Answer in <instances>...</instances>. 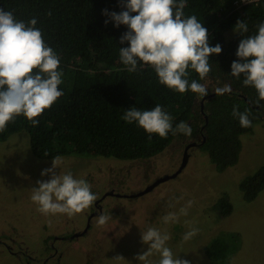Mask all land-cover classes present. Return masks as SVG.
<instances>
[{
    "label": "trees",
    "instance_id": "obj_1",
    "mask_svg": "<svg viewBox=\"0 0 264 264\" xmlns=\"http://www.w3.org/2000/svg\"><path fill=\"white\" fill-rule=\"evenodd\" d=\"M235 0H186L184 16L195 15L208 30L209 46L220 44L219 55H211V72L205 80L189 69L188 80L208 86V95L198 98L191 90L181 94L159 83L154 69L140 64L136 72H128L119 56L120 38L127 25L114 26L111 13L125 11L127 0H0V9L12 11L17 20L27 23L37 19L45 43L60 58L63 72L59 90L63 95L39 116L32 126L23 115L0 133V143L24 132L32 154L41 160L56 157H95L118 161L154 158L178 140L185 147L204 152L218 173L234 167L242 151L241 139L251 135L264 122V101L252 86L230 75L231 63L239 62L235 53L241 39L255 35L264 22V0L240 9ZM179 3V0H177ZM136 13H131L135 15ZM108 21L105 24V21ZM246 21L248 31H234L237 21ZM230 84L232 92L222 96L215 87ZM155 105L172 117V127L184 122L192 128L191 137L169 132L167 138L146 133L135 122L121 117L129 108L151 110ZM249 113L251 127L242 128L232 116L233 107ZM246 202L264 191V164L239 183ZM212 210L217 218L232 213L226 195L215 201ZM70 239V238H69ZM237 233H222L206 250L210 264H228L239 249ZM11 256L10 250L5 251Z\"/></svg>",
    "mask_w": 264,
    "mask_h": 264
},
{
    "label": "rangeland",
    "instance_id": "obj_2",
    "mask_svg": "<svg viewBox=\"0 0 264 264\" xmlns=\"http://www.w3.org/2000/svg\"><path fill=\"white\" fill-rule=\"evenodd\" d=\"M241 143L238 163L222 173L214 169L204 152L190 149L186 166L176 178L140 197L135 195L177 171L184 143L176 140L148 160L62 157L58 168L53 170L56 174L71 172L74 178L85 179L97 199L106 192L125 197H108L102 203V214L111 217L106 225L97 226V216L86 235L72 242H61L55 240L83 231L93 205L73 216L39 212L31 199L32 189L38 187L37 181L51 178V174L41 176V172L52 168L53 160L36 158L26 133L11 136L0 143V238L10 236V251L31 256L36 262H26L23 256L14 258L0 248V264H145L137 257L149 249L142 241V234L149 227L168 234L166 246L174 257L189 264H210L206 250L222 233H237L241 239L228 264H264V191L255 200L246 202L239 190L240 181L264 164V122L251 135L243 136ZM223 195L228 197L232 213L217 218L212 206ZM189 201L192 204L187 207ZM185 207L187 215H182L180 210ZM169 213L177 215V222H164L163 217ZM193 228L198 229L197 234L185 240V234ZM15 238L23 241V246L12 244ZM118 256L123 259H115ZM46 258L49 260L44 261ZM160 258L153 251L148 261L159 264Z\"/></svg>",
    "mask_w": 264,
    "mask_h": 264
},
{
    "label": "clouds",
    "instance_id": "obj_3",
    "mask_svg": "<svg viewBox=\"0 0 264 264\" xmlns=\"http://www.w3.org/2000/svg\"><path fill=\"white\" fill-rule=\"evenodd\" d=\"M186 6V0H179V3L177 0H127L126 10L111 13V18L114 26L127 25L129 29L120 38V43L127 41L129 46L119 51L120 60L128 72H136L140 64L150 66L162 85L181 94L191 90L198 98H203L208 95V86L196 80L189 83L188 70H194L200 80L207 79L211 72L209 57L219 55L222 48L220 44L209 46L208 30L195 15L185 18L183 10ZM36 24L35 17L25 23L17 20L12 11L0 9V133L20 115L36 126L37 118L63 95L58 87L63 82V72L58 70L60 58L45 43ZM257 27L255 35L240 40L235 53L239 62L231 63L230 75L240 78L243 74V84L254 87L259 99L264 101V22ZM234 31L241 35L246 33V21L238 20ZM231 92L230 84L214 88L217 96ZM232 116L238 119L242 128L251 127L247 110L240 112L234 106ZM121 118L129 124L135 122L149 134V138L151 134L167 138L169 132L187 137L192 134V128L184 122L173 128L172 117L160 105L144 111L131 107ZM60 163L61 158L56 157L52 168L41 172V176L51 174V178L37 181L38 187L32 189L31 199L44 215L73 216L90 208L97 197L85 179H76L71 172L56 174L53 170ZM191 204L189 201L187 207ZM187 207L180 210L182 215H187ZM110 219L109 214L99 215L97 226L106 225ZM163 220L165 223L177 222L178 217L169 213ZM197 232L198 229L193 228L184 239L192 238ZM169 239L168 234L149 227L142 234V241L149 245V249L137 259L150 264L148 257L154 251L161 257L159 264H189L187 260L173 256L166 246ZM115 259L123 258L118 256Z\"/></svg>",
    "mask_w": 264,
    "mask_h": 264
},
{
    "label": "flooded vegetation",
    "instance_id": "obj_4",
    "mask_svg": "<svg viewBox=\"0 0 264 264\" xmlns=\"http://www.w3.org/2000/svg\"><path fill=\"white\" fill-rule=\"evenodd\" d=\"M190 149H193V148H189L187 151H186V147L184 148V151H183V154H182V157H181V162H182V160H183V157H184V153H185V151H186V155H187V160H188V157L190 156V154H189V150ZM180 166H181V164H180ZM180 166H179V168H180ZM178 168V169H179ZM185 168V167H184ZM184 168L182 169V171L184 170ZM177 169V170H178ZM181 171V172H182ZM175 173V172H174ZM173 173V174H174ZM162 178V177H161ZM160 179V178H159ZM157 181V180H156ZM155 181V182H156ZM153 184V183H152ZM152 184H150V185H152ZM150 185H148L147 187H149ZM146 187V188H147ZM145 188V189H146ZM156 188V187H155ZM144 189V190H145ZM143 190V191H144ZM142 191V192H143ZM141 193V192H140ZM109 194H111V195H109ZM139 194V193H138ZM131 195V194H130ZM145 195V194H144ZM136 197H138L137 196V194L135 195ZM115 198V199H121L122 197H125L123 194H120V193H113V192H106V193H104L103 194V196H101V197H99L96 201H94V203H93V210L89 213V215H88V217L86 218V222H85V226H84V229H83V231L81 232V233H79V234H72V235H69L68 237H66V236H64V237H61V238H58V239H56V238H54V240L55 241H70V242H72L75 238H77V237H83L84 235H86L90 230H92V228H91V226H92V220L95 218V217H97V216H99V215H101L102 214V211H103V208H102V203L105 201V199H107V198ZM131 197H134V196H131ZM130 196L128 197V198H131ZM8 238H10V236H6L5 238H0V248H2L4 251H6V250H10V246H9V242H8ZM70 238V239H69ZM12 242V244H15V243H18L19 245H21V246H23L22 244H23V241H18L17 240V238H15V239H13V241H11ZM51 248L50 249H53L54 247L53 246H50ZM11 252V251H10ZM53 253V252H52ZM54 253L56 254V251H54ZM54 255V254H53ZM53 255H51V256H48V258H51ZM11 256H13L14 258H17V259H20L19 258V256H23L24 257V261H29V263L30 262H36L31 256H28V255H26V254H22V253H18V254H15V253H13V252H11ZM48 258H46L44 261H46V260H49ZM43 264H46L45 262L43 263Z\"/></svg>",
    "mask_w": 264,
    "mask_h": 264
},
{
    "label": "water",
    "instance_id": "obj_5",
    "mask_svg": "<svg viewBox=\"0 0 264 264\" xmlns=\"http://www.w3.org/2000/svg\"><path fill=\"white\" fill-rule=\"evenodd\" d=\"M193 146H194V145H189V146H187V147H186V151H187L189 148L193 147ZM186 151H185V153H184V157H183V160H182V162H181V166H180V168H179L174 174H172V175H167V176H164V177L158 179V180H157L156 182H154L152 185H150L149 187H147L143 192L137 194V196H138V197L143 196L144 194H147V193L151 192V191H152L155 187H157L158 185H160V184H162V183H164V182H166V181H168V180H170V179H174V178H176V177L181 173L182 169L186 166V163H187V155H186ZM109 195H111V194H109Z\"/></svg>",
    "mask_w": 264,
    "mask_h": 264
},
{
    "label": "built area",
    "instance_id": "obj_6",
    "mask_svg": "<svg viewBox=\"0 0 264 264\" xmlns=\"http://www.w3.org/2000/svg\"><path fill=\"white\" fill-rule=\"evenodd\" d=\"M259 1H261V0H252L251 3H248V2H246V0H235L234 6H235L236 9H240L242 7H245V6H248V5H251V4H256Z\"/></svg>",
    "mask_w": 264,
    "mask_h": 264
}]
</instances>
